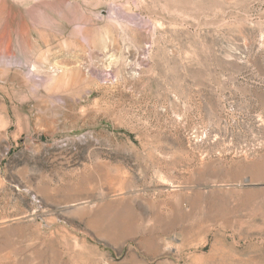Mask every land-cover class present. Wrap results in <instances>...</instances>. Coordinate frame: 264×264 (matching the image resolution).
I'll return each mask as SVG.
<instances>
[{
	"label": "rangeland",
	"instance_id": "obj_1",
	"mask_svg": "<svg viewBox=\"0 0 264 264\" xmlns=\"http://www.w3.org/2000/svg\"><path fill=\"white\" fill-rule=\"evenodd\" d=\"M0 264H264V0H0Z\"/></svg>",
	"mask_w": 264,
	"mask_h": 264
}]
</instances>
